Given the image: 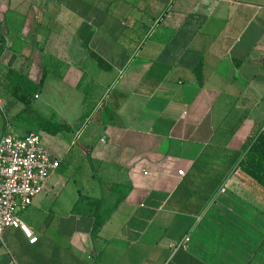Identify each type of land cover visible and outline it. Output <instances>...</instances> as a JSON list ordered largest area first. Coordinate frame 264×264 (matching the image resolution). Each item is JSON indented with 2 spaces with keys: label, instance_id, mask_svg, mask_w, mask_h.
<instances>
[{
  "label": "crops",
  "instance_id": "obj_1",
  "mask_svg": "<svg viewBox=\"0 0 264 264\" xmlns=\"http://www.w3.org/2000/svg\"><path fill=\"white\" fill-rule=\"evenodd\" d=\"M0 31V136L60 161L0 264H264V0H0ZM9 70L66 130L17 129Z\"/></svg>",
  "mask_w": 264,
  "mask_h": 264
},
{
  "label": "built area",
  "instance_id": "obj_2",
  "mask_svg": "<svg viewBox=\"0 0 264 264\" xmlns=\"http://www.w3.org/2000/svg\"><path fill=\"white\" fill-rule=\"evenodd\" d=\"M0 40H3L1 31ZM0 112L5 120L1 96ZM8 126L6 122L7 130ZM6 131L0 136V239L5 228L14 227L23 232L30 244H34L37 237L20 221L16 211L26 209L42 193L60 161L42 146L38 135L20 137ZM261 133H264V125ZM187 243L185 238L179 246L184 247Z\"/></svg>",
  "mask_w": 264,
  "mask_h": 264
},
{
  "label": "trees",
  "instance_id": "obj_3",
  "mask_svg": "<svg viewBox=\"0 0 264 264\" xmlns=\"http://www.w3.org/2000/svg\"><path fill=\"white\" fill-rule=\"evenodd\" d=\"M3 50V40H0V54ZM4 88L12 95L17 102L25 106V112L32 114L34 119L38 122L40 128L48 130L51 133H56L60 130H66L67 127L51 125L45 119L37 116L30 111V103L32 96L42 87L44 81V74L41 75L37 82H32L26 77L9 70L4 79ZM248 155L256 160V163L264 168V133H260L257 138L251 143L248 149Z\"/></svg>",
  "mask_w": 264,
  "mask_h": 264
},
{
  "label": "rangeland",
  "instance_id": "obj_4",
  "mask_svg": "<svg viewBox=\"0 0 264 264\" xmlns=\"http://www.w3.org/2000/svg\"><path fill=\"white\" fill-rule=\"evenodd\" d=\"M24 115H26V119L25 118H21V117H18L17 119H15V120H18V123H17V129H22V127H27V125L25 124L26 122H27V120H31L32 122H34V123H38L35 119H34V117L32 116V114H29V113H26V114H24ZM28 117V118H27ZM13 118V117H12ZM2 120H3V118H2ZM31 122V123H32ZM27 124H29V121H28V123ZM33 124V123H32Z\"/></svg>",
  "mask_w": 264,
  "mask_h": 264
}]
</instances>
